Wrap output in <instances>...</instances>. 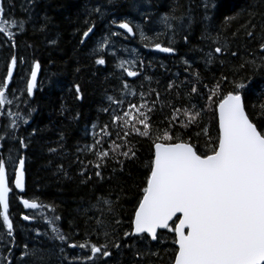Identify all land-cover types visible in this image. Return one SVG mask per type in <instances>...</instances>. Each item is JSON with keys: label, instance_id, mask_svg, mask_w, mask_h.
Segmentation results:
<instances>
[{"label": "trees", "instance_id": "16d2710c", "mask_svg": "<svg viewBox=\"0 0 264 264\" xmlns=\"http://www.w3.org/2000/svg\"><path fill=\"white\" fill-rule=\"evenodd\" d=\"M0 5V24L7 22L13 33L11 40L0 33V88L11 59L17 61L5 92L10 103L0 106V159L9 179L24 159L22 198L39 205L38 211H25L15 194L9 195L13 231L10 237L0 217V264H172L173 233L158 232L155 242L124 237L150 175L155 130L191 138L200 152L207 151V138L196 133L207 128L215 141L216 112L207 99L218 82L213 101L232 91L233 81L243 82L246 111L259 112L264 103V0H0ZM12 21H23V30ZM123 22L133 28V40L113 30ZM90 27L92 34L81 43ZM156 44L173 48L174 55L152 52ZM218 46L221 53L215 52ZM98 59L105 63L97 64ZM37 62L39 77L29 98L26 84ZM127 71L138 75L130 78ZM193 105L202 110V122L182 127L184 110L193 111ZM137 109L149 118L150 136L135 131H143L138 121L124 122L131 118L124 113L130 110L135 117ZM117 115L121 119L115 120ZM129 148L135 156L126 158L121 153ZM102 152L108 155H97ZM98 198L110 200L112 211ZM41 213L47 216L37 220ZM86 241L84 249L68 246ZM105 243L111 256L93 257L91 245ZM137 250L159 256L137 260Z\"/></svg>", "mask_w": 264, "mask_h": 264}, {"label": "snow or ice", "instance_id": "6c2138e0", "mask_svg": "<svg viewBox=\"0 0 264 264\" xmlns=\"http://www.w3.org/2000/svg\"><path fill=\"white\" fill-rule=\"evenodd\" d=\"M96 11L99 12L100 9L97 8ZM3 13L4 7L0 5V16ZM168 19L169 17H164L166 25ZM11 23L23 30V21ZM118 27L133 33V28L127 22L120 23ZM90 32L91 27L84 32V37ZM0 33H7L8 38L13 39L7 22L0 24ZM248 35L251 36L252 32H248ZM185 40L187 41V37ZM155 48L163 53L174 52L173 48L160 44H156ZM261 51L264 52V44L261 45ZM215 52L221 53L222 48L216 47ZM232 55L237 53L232 52ZM208 56V62L211 63L212 53H208ZM16 63V58L13 57L5 87L7 81L12 79ZM96 63L104 64L105 61L98 59ZM39 69L40 64L37 62L27 84L29 95L36 85ZM127 75L134 77L138 73L127 71ZM221 79L226 80L227 77L222 76ZM233 86L232 91L222 94V98L217 101H213V96L220 88L219 82L210 90L207 103L209 108L218 113V134L213 141L208 136L207 128L196 133L197 137L204 135L207 138V151L200 152L196 144L191 142V138L185 140L179 134L174 136L168 129L162 134L159 129L155 130V151L149 165L150 175L132 220L134 231L125 232L124 237L131 235L146 239L144 234H147L152 241H156L159 230L173 233L172 243L177 246L173 264H264V122H260L264 117V103L258 106V113L247 112L243 96L247 85L233 81ZM191 91L196 92L197 89L193 87ZM76 92L77 98H81L79 85L76 86ZM6 102L10 103L6 101L5 91L0 88V105ZM140 107L144 108L146 105ZM192 107L193 111L184 110L186 122L182 123V127L188 128L192 124L199 127L202 122V110H195L194 105ZM132 108H136V105L129 106V109ZM252 108L256 109L257 105L253 104ZM137 113V116L132 117L131 111H126L124 115L131 118L124 122L131 124L133 119L138 121L143 125V131L138 128L135 131L139 135L150 136L148 116L139 109ZM253 115L255 119L251 118ZM114 119L119 120L121 117L117 115ZM129 153L135 156L131 148L121 154L131 158ZM97 155L105 157L108 153ZM24 166V159H20L15 187L21 192L24 191ZM96 175L99 176L100 173L97 172ZM10 191L5 163L0 159V217L8 234L12 235L13 224L8 214ZM98 199H102L103 204L112 211L110 200ZM22 203L29 209L38 207L36 202L27 199L22 200ZM23 219L29 220L30 217L24 216ZM115 222L121 223L119 219ZM52 231L59 240L65 241V237L55 227ZM104 234L109 235L108 232ZM159 238L163 240V233ZM68 246L84 249L88 247V243H70ZM114 247L119 249L120 244L114 243ZM107 249V243L100 246L92 244V256L102 253L107 258L111 256ZM148 254L159 256V252L142 253L139 250L134 256L141 260Z\"/></svg>", "mask_w": 264, "mask_h": 264}, {"label": "water", "instance_id": "95a60500", "mask_svg": "<svg viewBox=\"0 0 264 264\" xmlns=\"http://www.w3.org/2000/svg\"><path fill=\"white\" fill-rule=\"evenodd\" d=\"M117 28V30H119V31H121L122 33H124V34H127V35H129V36H132V33L130 34V33H128L126 30H124V29H121V28H119L118 26L116 27ZM92 34V32H90L89 33V35L87 36V37H84L83 36V42H85V40H87V38L90 36ZM5 37H7V35L5 34ZM154 51H156V52H159L156 48H154ZM159 53H163V52H159ZM163 54H168V55H171L172 53H163ZM34 67V66H33ZM38 75H39V70H38V72H37V78H38ZM7 78V77H6ZM30 79H31V75H30V78H29V81H30ZM6 81V80H5ZM28 81V82H29ZM9 82L10 81H7V86L5 87V89L9 86ZM28 93V92H27ZM29 95V94H28ZM32 96V94L31 95H29V97H31ZM216 120H217V130H218V113L216 112ZM153 150L155 151V149H154V147H153ZM18 167H19V162H18V164H17V167H16V169H15V171H14V175H13V181H12V186H13V188H14V190L18 193V194H21V193H23V192H21L19 189H17L16 187H15V178H16V171L18 170ZM24 180H25V176H24ZM10 194V193H9ZM19 204L24 208V209H26V210H29V208H26L25 206H24V204L22 203V199H20L19 200ZM0 211H2V208H0ZM135 213V212H134ZM133 219H134V215H133ZM132 231H134V228H133V225H132ZM131 231V232H132ZM161 231H164V230H159L158 232H161ZM146 237H147V234H144ZM149 239H150V241L151 242H154V241H152L151 240V238L150 237H148ZM174 247H175V249H176V245H174ZM174 261V260H173ZM173 264V263H172Z\"/></svg>", "mask_w": 264, "mask_h": 264}, {"label": "bare ground", "instance_id": "6f19581e", "mask_svg": "<svg viewBox=\"0 0 264 264\" xmlns=\"http://www.w3.org/2000/svg\"><path fill=\"white\" fill-rule=\"evenodd\" d=\"M145 17H146V16H145ZM141 18H142V17H141ZM143 18H144V17H143ZM143 20H144V19H143ZM0 21H1V20H0ZM146 22H147V21H146ZM0 23H1V22H0ZM130 24H131V23H130ZM118 25H119V24H118ZM118 25L113 26V30L118 31L117 28H116ZM135 26H137V25H135ZM133 27H134V26H133ZM139 27H140V26H139ZM135 28H137V27H135ZM160 28H161V27H160ZM92 31H93V30H92ZM136 31H137V30H136ZM118 32H119V31H118ZM119 33H120V32H119ZM158 34H159V33H158ZM83 36H84V35H83ZM124 36L127 37L128 39H132V40L134 39V37H136V35H135L134 33L132 34V36H129V35H127V34H125ZM8 39H9V38H8ZM93 44H94V43H93ZM154 44H155V43H154ZM154 44H153V45H154ZM151 45H152V44H151ZM153 45H152V46H153ZM121 46H122V45H121ZM161 46H162V45H161ZM136 47H137V46H136ZM164 47H165V46H164ZM121 48H122V47H121ZM128 48H130V47H128ZM128 48H126V49H128ZM129 50H130V49H128V51H129ZM131 50H132V48H131ZM131 50H130V51H131ZM134 50H135V49H134ZM130 51H129V52H130ZM135 51H136V50H135ZM126 52H127V51H126ZM129 52H128V53H129ZM132 53H133V50H132ZM132 53H130V54H132ZM141 53H142V52H141ZM133 54H134V53H133ZM138 55H139V53H138ZM127 62H128V61H127ZM131 63H132V62H131ZM126 65H127V63H126ZM128 65H129V63H128ZM130 67H131V64H130ZM14 70H15V68H14ZM6 74H7V73H6ZM20 76H21V75H20ZM19 79H20V78H19ZM27 81H28V80H27ZM16 84H17V83H16ZM5 92H6V94L8 93L7 91H5ZM16 92H18V91H16ZM26 93H27V92H26ZM6 106H7V105H6ZM9 106H10V105H9ZM10 107H11V106H10ZM13 108H15V107H13ZM3 109H4V108H3ZM18 110H19V108H18ZM14 111H15V110H14ZM16 112H17V111H16ZM17 116H18V114H17ZM19 116H20V115H19ZM12 118H14V117H12ZM17 120H19V118H18ZM0 137H1V136H0ZM0 139H1V138H0ZM2 140H3V138H2ZM153 147H154V145H153ZM0 155H1V154H0ZM153 155H154V150H153ZM0 157H1V156H0ZM16 164H17V163H16ZM10 165H11V164H10ZM12 166H14V165H12ZM11 168H12V167H11ZM5 169H6V168H5ZM14 170H15V168L13 169V173H14ZM7 173H9V172H7ZM13 173H11V175H12ZM9 177H10V175H9ZM24 190H25V189H24ZM12 193L15 194L16 200H17V202H18V204H19V200H20V198L23 197L24 191H23V193H21V194H18L17 192H12ZM142 196H143V195H142ZM141 198H142V197H141ZM24 199H25V198H24ZM41 208H42V207H41ZM41 212H42V211H41ZM44 212H45V211H44ZM34 214H35V213H34ZM36 214H37V213H36ZM36 214H35V215H36ZM41 214H42V213H41ZM41 214H40V215L38 214V216H37V220H38V219L40 220V216L44 217V215H46V214H44V215H43V214L41 215ZM46 216H47V215H46ZM46 216H45V217H46ZM23 217H24V216H23ZM32 219H33V220L35 219V216H33V214H32ZM44 219H45V218H44ZM42 220H43V219H42ZM36 222H37V221H36ZM38 223H39V222H38ZM131 227H132V224H131ZM0 240H1V239H0ZM13 247H14V246H13Z\"/></svg>", "mask_w": 264, "mask_h": 264}, {"label": "rangeland", "instance_id": "374dc122", "mask_svg": "<svg viewBox=\"0 0 264 264\" xmlns=\"http://www.w3.org/2000/svg\"><path fill=\"white\" fill-rule=\"evenodd\" d=\"M6 101H8V100L6 99ZM5 104H8V103L6 102Z\"/></svg>", "mask_w": 264, "mask_h": 264}, {"label": "flooded vegetation", "instance_id": "af4514ba", "mask_svg": "<svg viewBox=\"0 0 264 264\" xmlns=\"http://www.w3.org/2000/svg\"><path fill=\"white\" fill-rule=\"evenodd\" d=\"M102 43H103V38H102Z\"/></svg>", "mask_w": 264, "mask_h": 264}]
</instances>
